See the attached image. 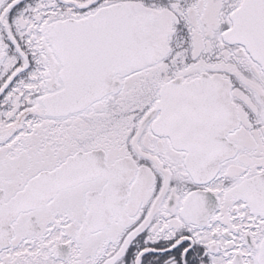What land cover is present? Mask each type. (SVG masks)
I'll return each instance as SVG.
<instances>
[{"label":"snow or ice","instance_id":"6c2138e0","mask_svg":"<svg viewBox=\"0 0 264 264\" xmlns=\"http://www.w3.org/2000/svg\"><path fill=\"white\" fill-rule=\"evenodd\" d=\"M0 264H264V0H0Z\"/></svg>","mask_w":264,"mask_h":264}]
</instances>
